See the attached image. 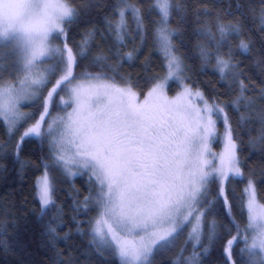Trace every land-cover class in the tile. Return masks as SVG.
Masks as SVG:
<instances>
[{
    "label": "snow or ice",
    "instance_id": "1",
    "mask_svg": "<svg viewBox=\"0 0 264 264\" xmlns=\"http://www.w3.org/2000/svg\"><path fill=\"white\" fill-rule=\"evenodd\" d=\"M99 3L84 0L77 7L74 0H0V123L9 136H15L33 115L22 112L21 104L42 100L39 118L12 145L22 168L19 156L24 142L34 137L49 140L50 165H45L37 181L41 217L55 206L54 178L49 175V167L68 175L87 170L97 190L94 197L84 199H92L99 209L89 244L102 258L115 257L119 264H151L154 254L173 247L187 228L185 245L191 242L193 251L185 257L186 249L181 248L173 264H202L201 257L210 252L222 234L231 235L235 228L236 234L225 241L226 260L231 259L233 248L243 243L239 249L242 264H264V204L258 203L255 183L241 167L226 106L215 99L209 101L202 91L185 83V65L174 51L172 36L176 30L169 27L168 21L173 10L182 9L181 3L151 0L149 12L155 9L159 14L154 21L158 25L155 37L167 74L153 84L142 102H138L139 93L133 90L130 80L121 77L123 84L117 83L119 73L103 52L93 55L90 61L100 71L75 72L99 29L87 30L74 51L67 41L69 28ZM251 11L253 19H259V30L264 31V7ZM112 12L115 19L105 17V24L115 41L124 46L126 36L132 35L126 15L131 12L133 31L144 42L147 26L140 6L132 0H113ZM204 12L208 14L207 9ZM216 29L219 40L211 32L208 35L219 49L228 43L229 36L241 34L242 25L218 19ZM251 43L241 40L237 47L242 54H250ZM116 54L120 55L118 50ZM132 55L128 52L120 58L131 59ZM201 55L207 60L208 50L201 49ZM260 63L264 60L257 61ZM215 66L221 80L226 74L232 78L228 86L237 95L229 102L231 106L239 110L243 105L245 109L238 123L261 124L259 135L250 137V143L264 144V107L256 103L264 100V88L258 90V97L246 95L250 85L240 78L243 72L238 70L239 62H233L231 49L226 58L216 57ZM53 79L55 83L44 96ZM173 80L180 83L182 91L169 99L164 89ZM55 96H59L64 114L46 120ZM218 121L223 122L224 133L223 151L217 155L210 145L220 138ZM236 178L247 179L241 195V213H247L244 226L232 214L227 195V182ZM213 183L217 185L215 195L210 187ZM217 203L228 217L226 225L215 218L207 219ZM59 217L58 209L46 227L50 241L58 236L53 224ZM6 225L0 223V249L8 247L4 239ZM56 259L64 264L59 253Z\"/></svg>",
    "mask_w": 264,
    "mask_h": 264
},
{
    "label": "trees",
    "instance_id": "2",
    "mask_svg": "<svg viewBox=\"0 0 264 264\" xmlns=\"http://www.w3.org/2000/svg\"><path fill=\"white\" fill-rule=\"evenodd\" d=\"M132 2L141 7L147 26L143 43L133 31L135 24L131 12L126 13L129 31L132 32L131 36H126V45L121 46L115 41L114 35L107 32L105 17L115 19L112 12L113 0H100V3L91 7L87 14L82 13L78 22L69 28L67 41L75 51V46L85 38L87 30L99 29L95 37L90 40L85 58L79 59V67L75 69L76 74L100 71L90 61L93 55L103 52L109 57L108 63L119 73L116 77L117 83L123 84L121 77L130 80L133 90L139 93V97H144L153 84L167 74V69L162 52L157 50L155 29L158 25L154 23L159 19L157 10L151 9L149 12L151 0H132ZM179 2L182 9L173 10L168 24L171 29L176 30L172 36V43L174 51L185 65L183 73L187 77L185 83L193 89L202 91L209 101L215 99L222 106H226L225 111L228 113L238 143L241 167L245 176H251L253 179L258 201L264 204V144L250 143V137L255 138L259 135L261 124L238 123L245 109L243 105L239 110L231 106L229 102L237 95V91L230 90L228 86L232 78L226 74V79L221 80L215 66L216 57L226 58L231 49L233 62H239L238 70L243 72L240 78L245 84L250 85L246 95L259 96L258 90L264 88V63L257 64V61L264 60V31L259 30V19H253L251 10L255 9L258 12L264 7V3L262 0H179ZM74 4L80 7L84 4V0H74ZM238 4L239 8H237ZM204 9L208 10V14H205ZM218 19L224 23L242 25L241 34L229 36L228 43L219 49L208 35L211 32L215 35V39L219 40L216 29ZM241 40L252 42L250 54H242L238 49L237 45ZM201 49L208 50L207 60L201 55ZM117 50L119 56L116 54ZM128 52L133 53L132 58L122 60L120 56ZM150 77L152 79H149ZM5 78H9L7 72ZM180 87L179 82L169 81L167 93L173 95L180 90ZM256 103L258 107H264V100H257ZM35 109L31 108L34 111ZM52 112L56 111L53 109ZM32 119L23 124L15 136H9L3 123H0V223L7 222L4 239L8 242V247L0 249V264H58L57 253L60 254L64 264H119V260L115 257L102 258L97 255L89 244L92 223L98 216L99 209L92 199L87 202L84 199L86 196L94 197L97 190L95 181L90 180L87 170H81L76 175H68L59 168L49 167V175L54 178L55 206L41 217L37 181L43 175L45 165H50L48 140L45 137H34L24 142L19 156V160L24 165L22 168L12 150V145L16 143L20 133L32 122ZM217 132L220 138L212 142L215 151L223 148L222 121L217 122ZM246 185L247 179L240 178L230 179L226 184L232 214L241 226L247 222L246 213H241V195ZM210 187L212 194L215 195L217 185L213 183ZM85 203L88 207L84 206ZM58 209L60 217L53 224L57 228L58 236L50 241L46 227ZM212 218L220 224L229 223L224 208L219 203L207 215V219ZM235 234L236 230L233 228L231 235ZM231 235L222 234L210 252L201 257L202 264H233V262L242 264L239 249L244 247L243 243L233 248L230 260L225 258L223 251L225 241L230 239ZM203 243L207 246V239ZM181 248L186 249L183 252V256L186 257L193 251L191 242L181 247L178 238L173 247L156 252L151 258V264H173ZM197 250L202 251L201 246Z\"/></svg>",
    "mask_w": 264,
    "mask_h": 264
},
{
    "label": "rangeland",
    "instance_id": "3",
    "mask_svg": "<svg viewBox=\"0 0 264 264\" xmlns=\"http://www.w3.org/2000/svg\"><path fill=\"white\" fill-rule=\"evenodd\" d=\"M55 42H56V43H59V40H57V41H55ZM157 42H158V40H157ZM54 83H55V79L52 80V83L48 84L47 89H45V91H44V93H43L44 96H45V94L47 95V90L50 89V88L52 87V84H54ZM194 90H196V89H194ZM164 91H165L166 95L168 96V98H169V99H172V98L176 97V96L178 95V93H180V92L182 91V88L180 87V90H179L178 92H176L175 94H173V95H169V94L167 93V85H166ZM62 94H64V93H62ZM145 96H146V95H145ZM145 96H144V97H139V96H138V102H142V101L144 100ZM56 98H57V100L59 101V96H56ZM65 98L67 99L66 96H65ZM34 104H35V103H27V102L22 103L21 106H20V110H21L22 112H31V111H29V108H30L32 105H34ZM41 104H42V100H41L40 102H38L37 105H35V107H36L35 111H34V112H33V111L31 112V113H33V115H32V118H33V119H32V122H31L30 124L26 125L25 128L29 127L32 123L35 122L36 119L39 118L41 112L43 111V108L41 107ZM52 104H53V103H52ZM52 104H51V106H50V108H49L50 116L47 117L46 120H51L52 118H55L57 115H63V114H64L63 109L60 108L61 106L64 107L63 105H60V104H59V107H55V109H56V108L59 109V112L56 111V112L53 113L52 110L54 109V106H52ZM56 110H57V109H56ZM67 110L70 111L71 109L68 108ZM44 127H46V124L44 125ZM23 131H24V129H23ZM45 138L48 140L47 137H45ZM48 143H49V140H48ZM210 147H211L212 152H213V153H216L217 155L223 151V148H220V150L215 151V150L212 148V143H211ZM209 159H212V157H209ZM215 164L218 166V164H219V160H218V159L215 160ZM258 203H260V202L258 201ZM245 213H246V212H245ZM246 217H247V213H246ZM187 232H188V229L186 228V229L184 230V232H183V233L180 235V237H179V241H180V246H181V247H183V246L185 245V240H186V237H187ZM198 247H200V246L197 245V248H198ZM179 252H180V251H178V254H179ZM190 255H191V254H190ZM188 256H189V255H188ZM185 257H186V256H185Z\"/></svg>",
    "mask_w": 264,
    "mask_h": 264
},
{
    "label": "bare ground",
    "instance_id": "4",
    "mask_svg": "<svg viewBox=\"0 0 264 264\" xmlns=\"http://www.w3.org/2000/svg\"><path fill=\"white\" fill-rule=\"evenodd\" d=\"M175 54L178 55L176 52H175ZM60 95H64V94H60ZM45 96H46V94H45ZM65 99H66V98H65ZM52 103H53L52 106H54V110H55V111H59L58 108H56L57 110L55 109V107H59V101L57 100L56 97H54V100H53ZM36 104H37V103H35L34 105H32V106L29 108V111H31V112L33 111V112H34V110H31V108H33V109L36 108V107H35ZM60 108H61V109H64V107H62V106H61ZM246 218H247V217H246ZM246 220H247V219H246Z\"/></svg>",
    "mask_w": 264,
    "mask_h": 264
}]
</instances>
